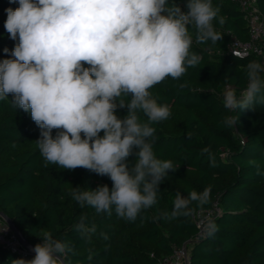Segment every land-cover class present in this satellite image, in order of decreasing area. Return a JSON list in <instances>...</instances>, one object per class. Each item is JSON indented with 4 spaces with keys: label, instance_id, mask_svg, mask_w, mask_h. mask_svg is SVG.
Masks as SVG:
<instances>
[{
    "label": "clouds",
    "instance_id": "clouds-1",
    "mask_svg": "<svg viewBox=\"0 0 264 264\" xmlns=\"http://www.w3.org/2000/svg\"><path fill=\"white\" fill-rule=\"evenodd\" d=\"M9 2L19 7L5 10L4 28L18 43L11 58L0 61V100L11 95L16 108L30 112L46 163L69 171L84 168L111 180V188L73 187L70 195L80 207L135 220L156 204L160 185L176 170L154 152L153 125L168 119L171 110L150 90L199 64L189 26L199 43L221 39L213 25L219 7L212 0H187L183 6L174 0ZM246 68L248 82L240 95L232 88L223 93L224 107L232 112L252 109L264 88V64L253 60ZM119 109L127 114L118 115ZM237 122L238 116L224 118L228 127ZM210 194L211 186L187 196L177 192L172 216L187 215L193 202L208 203ZM209 227L215 230L214 224ZM40 241L32 259L11 264H64L72 251L47 230Z\"/></svg>",
    "mask_w": 264,
    "mask_h": 264
},
{
    "label": "trees",
    "instance_id": "trees-1",
    "mask_svg": "<svg viewBox=\"0 0 264 264\" xmlns=\"http://www.w3.org/2000/svg\"><path fill=\"white\" fill-rule=\"evenodd\" d=\"M174 2L183 6L187 0ZM212 2L220 9L213 25L221 39L199 43L189 26L191 51L199 55V64L189 67L179 80L169 77L150 90L158 103L171 110L168 119L153 125L154 152L161 160H171L176 170L160 185L156 204L133 221L114 211L109 215L80 207L70 195L73 187L94 190L107 184L111 188V180L84 168L69 171L46 163L35 142L40 129L30 112L16 108L11 95L0 100V211L28 243L35 246L43 232L50 231L72 248L65 264H158L174 245L184 243H190L189 264H264V88L252 109L237 113L225 109L223 96L228 88L239 96L247 86V64L261 60L234 55L228 47L230 36L244 41L249 36L238 3ZM256 3L264 20V0ZM17 7L18 3L0 0V61L11 58L18 43L4 28L5 10ZM117 114L124 116L127 109ZM229 115L238 116L232 127L224 124ZM208 186V203L193 202L187 215L172 216L177 192L187 196ZM215 204L219 209L211 220L215 230L208 227L199 237L193 215ZM34 256L0 243V264Z\"/></svg>",
    "mask_w": 264,
    "mask_h": 264
},
{
    "label": "built area",
    "instance_id": "built-area-1",
    "mask_svg": "<svg viewBox=\"0 0 264 264\" xmlns=\"http://www.w3.org/2000/svg\"><path fill=\"white\" fill-rule=\"evenodd\" d=\"M238 3L244 12V17L248 26V39L241 40L230 36L229 49L234 55L249 56L255 55L264 64V20L257 6L256 0H231ZM217 204L212 209L200 210L193 215V219L198 227V236L201 237L211 224L212 216L218 212ZM4 219L0 216V224ZM7 230L0 231V243L5 245L13 252H31L33 246H24L19 235L15 233L6 223ZM190 243L181 246H173L172 252L163 257L158 264H189Z\"/></svg>",
    "mask_w": 264,
    "mask_h": 264
},
{
    "label": "water",
    "instance_id": "water-1",
    "mask_svg": "<svg viewBox=\"0 0 264 264\" xmlns=\"http://www.w3.org/2000/svg\"><path fill=\"white\" fill-rule=\"evenodd\" d=\"M0 216L4 219V221L10 226V228L19 235L22 243L24 246H32L30 243H28L24 236L20 233V231L17 229L16 225L14 224V222L6 215L4 214L3 212L0 211ZM65 264V262H64Z\"/></svg>",
    "mask_w": 264,
    "mask_h": 264
},
{
    "label": "rangeland",
    "instance_id": "rangeland-1",
    "mask_svg": "<svg viewBox=\"0 0 264 264\" xmlns=\"http://www.w3.org/2000/svg\"><path fill=\"white\" fill-rule=\"evenodd\" d=\"M226 91V90H225ZM34 247V246H33Z\"/></svg>",
    "mask_w": 264,
    "mask_h": 264
}]
</instances>
